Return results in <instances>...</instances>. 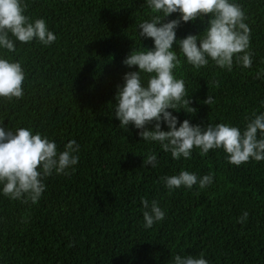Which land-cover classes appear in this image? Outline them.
<instances>
[{
  "label": "trees",
  "instance_id": "1",
  "mask_svg": "<svg viewBox=\"0 0 264 264\" xmlns=\"http://www.w3.org/2000/svg\"><path fill=\"white\" fill-rule=\"evenodd\" d=\"M23 2L25 15L33 22L44 19L57 40L44 46L10 34L16 51L0 48V58L19 61L26 75L22 99L0 98V123L6 130L24 127L47 136L58 153L75 140L79 162L71 175L54 171L43 177L46 188L36 204L5 197L0 184V264H174L177 254L200 253L209 264H264V161L236 166L223 149L206 156L194 149L191 159L174 160L159 142L142 140L134 125L121 129L115 117L118 86L126 73L139 71L123 61L133 47L154 48L153 39L139 35V25L153 15L146 0ZM232 2L247 16L252 67L234 58L227 71L209 58L197 70L174 44L182 60L174 74L184 80L197 110L169 109L177 127L189 120L243 131L253 113L264 114V75L257 78L264 73V0ZM178 18L173 13L167 19ZM209 19L181 22L177 40L203 35ZM141 75L146 86L148 77ZM209 95L211 106L203 103ZM161 127L170 130L166 123ZM150 152L157 156L155 168L143 165ZM181 171L200 178L214 173L213 183L169 194L161 178ZM142 197L158 201L166 213L150 229L143 226ZM244 212L247 220L238 223Z\"/></svg>",
  "mask_w": 264,
  "mask_h": 264
},
{
  "label": "clouds",
  "instance_id": "2",
  "mask_svg": "<svg viewBox=\"0 0 264 264\" xmlns=\"http://www.w3.org/2000/svg\"><path fill=\"white\" fill-rule=\"evenodd\" d=\"M146 3L153 15L150 21L145 20L139 25V35L153 39L154 48L144 51L133 47L123 61L129 68L138 66L139 71L126 73L123 86H118L115 117L120 121V128L128 130L129 125H134L141 130L142 140L159 142L162 150L171 153L174 160L181 157L191 159L194 149H199L201 156H206L210 150L223 149L228 163L236 166L251 160L264 161V114L253 113L254 118L241 131L224 123L215 126L209 123L201 127L192 125L189 120H184L177 127L178 117L169 111L184 110L193 114L197 111L191 106L184 80L177 79L174 74V70L182 66V60L173 49L174 44H179V53L197 70L206 67L209 58L227 71L232 70L234 58L242 67H252L251 29L245 23L247 16L242 6L232 0H146ZM26 9L23 0H0V48L10 53L16 51L10 34L21 43L33 40L44 46L55 43L57 37L48 29L46 21L40 18L33 22L25 15ZM173 13H179V18L168 20ZM206 16L210 19L203 35L189 34L177 40L176 29L181 22ZM142 73L148 77L146 86L142 82ZM260 75L264 73H258L257 78ZM25 79V71L19 61L0 58V98L9 102L22 99ZM214 83L219 87V81ZM203 103L211 106L213 97L209 95ZM154 121V129H149L148 125ZM162 123H166L170 130H162ZM79 150L80 145L72 140L58 153L56 143L47 136L39 132L33 134L31 129L24 127L17 128L15 132L10 128L6 130L0 123V184H3V195L24 203H38L46 188L42 178L51 176L54 171L71 175L79 162L76 155ZM143 165L155 168L157 156L150 152ZM213 178L214 173L200 178L195 173L181 171L161 180L171 194L182 186L191 189L199 184L200 189H204L213 183ZM141 203L145 228L150 229L165 219L166 213L158 201L149 202L142 197ZM248 215L244 212L238 223H244ZM173 259L174 264H209L204 253L199 257L177 254Z\"/></svg>",
  "mask_w": 264,
  "mask_h": 264
}]
</instances>
